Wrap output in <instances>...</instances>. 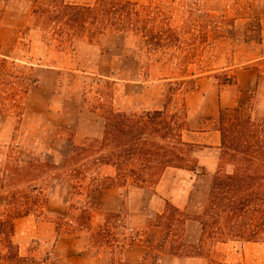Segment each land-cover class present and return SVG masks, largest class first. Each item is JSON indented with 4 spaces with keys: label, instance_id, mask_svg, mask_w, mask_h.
<instances>
[{
    "label": "rangeland",
    "instance_id": "1",
    "mask_svg": "<svg viewBox=\"0 0 264 264\" xmlns=\"http://www.w3.org/2000/svg\"><path fill=\"white\" fill-rule=\"evenodd\" d=\"M133 1L149 7L153 24L174 28L179 43L151 49L139 33L92 37L66 20L62 26L40 20L39 5L53 0H0V164L12 156L22 164L34 158L61 165L74 145L103 136V114L111 102L128 112L160 109L172 87L175 99L186 98L190 130L185 139L202 145L198 172L170 168L155 187L111 186L93 210L95 227L110 212H122L127 227H141L166 200L192 216L201 214L219 166L214 119L219 110L236 107L241 99L255 120L264 119V0ZM183 80L190 81L189 91H184L188 83L179 85ZM95 170L115 175L111 166ZM46 190L44 214L15 221L20 253L41 264H98L85 232L60 230L54 222L72 202L85 205L86 200L73 196L61 178L47 182ZM200 235L201 224L189 219L181 253L164 252L159 264H264V242L209 243L199 256ZM143 256L142 248L131 245L116 253V259L129 262Z\"/></svg>",
    "mask_w": 264,
    "mask_h": 264
},
{
    "label": "trees",
    "instance_id": "2",
    "mask_svg": "<svg viewBox=\"0 0 264 264\" xmlns=\"http://www.w3.org/2000/svg\"><path fill=\"white\" fill-rule=\"evenodd\" d=\"M53 2L39 5L36 11L40 20H53L61 26L66 20L67 25L88 31L92 37L139 33L151 49L179 43L174 28L153 24L149 7L138 6L133 0ZM184 83H188L184 91H189L190 81L183 80L179 85ZM171 90L173 87L160 109L128 112L111 102L103 114V136L74 145L61 165L37 163L34 158L22 164L12 156L0 164V264H41L20 253L15 221L30 214L43 215L49 202L46 184L60 178L68 181L73 196L84 198L86 204L72 202L68 212L56 216L54 222L60 230L65 227L71 232H85L89 247L99 255L98 264H159L164 252L181 253L189 219L201 224L195 245L199 256L209 243L264 242V119L255 120L241 99L236 107L221 108L214 118L215 129L220 132L219 166L211 178L201 214L192 216L166 200L165 208L148 216L141 227H127L122 212H110L103 224L93 226V210L102 205L103 191L111 186L155 187L170 168L198 172L197 151L202 145L185 139L190 130L189 108L184 95L175 99ZM177 90L180 92L182 87ZM101 165L113 167L115 175H98L95 168ZM59 166L63 169L57 170ZM50 171L55 172L41 182ZM121 228L128 231L118 232ZM127 245L144 250L140 261L116 259L118 248Z\"/></svg>",
    "mask_w": 264,
    "mask_h": 264
},
{
    "label": "crops",
    "instance_id": "3",
    "mask_svg": "<svg viewBox=\"0 0 264 264\" xmlns=\"http://www.w3.org/2000/svg\"><path fill=\"white\" fill-rule=\"evenodd\" d=\"M218 131V130H217ZM220 133V132H219Z\"/></svg>",
    "mask_w": 264,
    "mask_h": 264
}]
</instances>
